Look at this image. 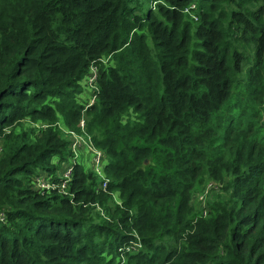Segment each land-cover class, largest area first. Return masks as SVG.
I'll return each instance as SVG.
<instances>
[{
    "label": "trees",
    "instance_id": "1",
    "mask_svg": "<svg viewBox=\"0 0 264 264\" xmlns=\"http://www.w3.org/2000/svg\"><path fill=\"white\" fill-rule=\"evenodd\" d=\"M0 215V264H264V0H0Z\"/></svg>",
    "mask_w": 264,
    "mask_h": 264
},
{
    "label": "built area",
    "instance_id": "2",
    "mask_svg": "<svg viewBox=\"0 0 264 264\" xmlns=\"http://www.w3.org/2000/svg\"><path fill=\"white\" fill-rule=\"evenodd\" d=\"M95 69H96L95 66H91L90 76L86 79V84L90 88L93 87L94 80L96 78ZM94 98L95 97H92L86 105L87 106L91 105L94 102ZM79 126L81 129L84 126V121L82 119L79 122ZM69 133H71L73 135V139H74L73 147L80 146L81 144H83L84 138L81 135H78L72 131H70ZM88 149L92 153V155L90 156L89 162H88L89 169L95 177L99 178V181H96L95 190H96V192L97 191H105L107 189V185H108L109 181H108V178H107L105 171H104V166H103L104 161L102 159L101 152L99 150H97L92 144H88ZM72 169H73V162L71 165L66 167L64 169V171L60 172L62 174L61 180L57 184H52L50 181L46 180L43 177L37 178V187L42 188V189H49V188H57L58 187L60 189L61 193L72 196V194L67 192V190H66L67 182L69 181V177L72 175ZM1 219H2V217H1Z\"/></svg>",
    "mask_w": 264,
    "mask_h": 264
},
{
    "label": "rangeland",
    "instance_id": "3",
    "mask_svg": "<svg viewBox=\"0 0 264 264\" xmlns=\"http://www.w3.org/2000/svg\"><path fill=\"white\" fill-rule=\"evenodd\" d=\"M89 88V87H88ZM34 124H32V126H33ZM85 164H86V169L87 170H89L90 171V169H89V166H88V163L87 162H85ZM42 175H44V174H42ZM96 181H99V178L98 177H96ZM107 190V189H106ZM105 190V191H106ZM213 191H211V194H209V198H211V197H213ZM116 199H114V201H117L118 203H119V201H118V199H117V197H115ZM196 205H197V208H198V210H200V211H203V209L204 208H206V205L205 204H201L197 199H196ZM84 206H86V205H84ZM93 208V207H92ZM103 214V211H102V209H101V207L100 206H98V205H96L95 206V209L93 208V217H96L95 218V220H96V222L98 223L100 220H101V214ZM101 216V217H100ZM135 248L136 247H138L139 248V246L138 245H135L134 246ZM131 250V248H129V247H127L126 248V250L125 251H130ZM122 256H120V258H121ZM125 257V256H124Z\"/></svg>",
    "mask_w": 264,
    "mask_h": 264
}]
</instances>
